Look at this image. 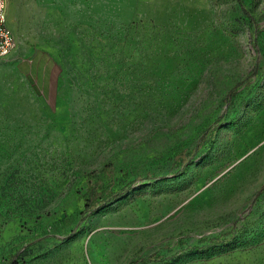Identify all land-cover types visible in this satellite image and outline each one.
Wrapping results in <instances>:
<instances>
[{
    "label": "rangeland",
    "instance_id": "obj_1",
    "mask_svg": "<svg viewBox=\"0 0 264 264\" xmlns=\"http://www.w3.org/2000/svg\"><path fill=\"white\" fill-rule=\"evenodd\" d=\"M8 2L0 264H264V0Z\"/></svg>",
    "mask_w": 264,
    "mask_h": 264
},
{
    "label": "built area",
    "instance_id": "obj_2",
    "mask_svg": "<svg viewBox=\"0 0 264 264\" xmlns=\"http://www.w3.org/2000/svg\"><path fill=\"white\" fill-rule=\"evenodd\" d=\"M16 46V35L7 18L6 0H0V58L7 57Z\"/></svg>",
    "mask_w": 264,
    "mask_h": 264
},
{
    "label": "crops",
    "instance_id": "obj_3",
    "mask_svg": "<svg viewBox=\"0 0 264 264\" xmlns=\"http://www.w3.org/2000/svg\"><path fill=\"white\" fill-rule=\"evenodd\" d=\"M16 2H17V0H16ZM17 6H18V3H17ZM6 10H7V18H8V22H9V20H10V22H11V19H10V16H9L10 7H9V2H8V0H6ZM18 10H19V6H18ZM19 13H20V11H19ZM10 22H9V25L11 26ZM11 23H12V22H11ZM12 26H13V24H12ZM12 26H11V28H12V30L14 31V29H13L14 27H12ZM14 33H15V31H14ZM15 35H16V34H15ZM16 39H17V37H16ZM13 51L15 52V54L12 55V57H10V59L18 58L17 55L21 54L20 51H23V49L19 48V46H18V47L16 46V48H15ZM42 53H43V56H44V55L46 56L47 61H49V59H51V57H50V55H48V53H46V52H44V51H42ZM36 54H37V52H33L32 57H30V58H28V59L23 58V60H27V62H29V65H30V67H31V66L34 64V62H35V57H34V56H35ZM0 59H6V58L3 57V58H0ZM7 244H8V236L5 235V234L0 235V252L2 251V248L5 247ZM18 252H19V249H18V247H16V248H15V251H14V254H13V255H14L13 258H16ZM0 255H1V253H0Z\"/></svg>",
    "mask_w": 264,
    "mask_h": 264
},
{
    "label": "trees",
    "instance_id": "obj_4",
    "mask_svg": "<svg viewBox=\"0 0 264 264\" xmlns=\"http://www.w3.org/2000/svg\"><path fill=\"white\" fill-rule=\"evenodd\" d=\"M255 47H257V46L255 45ZM241 83H242V81H239V82L235 83L228 90L227 97H226L227 100H230V98H232V96L235 95V93L237 92L238 87L240 86ZM127 190L128 189H124V191L122 193L126 192ZM258 193H259V191L256 193V196H257ZM232 237H233V233L232 232H231V236L229 238H226V237H220V238L219 237H211L209 239L208 245L216 244L217 242H219V243H225L228 240H230ZM160 258H161V256H159L157 253H152V254H150L148 256L140 255V256L137 257L136 261H146V260L155 261V260H159ZM14 259L15 258H13V260ZM9 264H11V262Z\"/></svg>",
    "mask_w": 264,
    "mask_h": 264
}]
</instances>
